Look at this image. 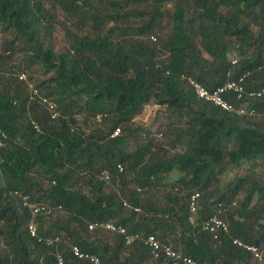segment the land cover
Returning a JSON list of instances; mask_svg holds the SVG:
<instances>
[{
	"label": "trees",
	"instance_id": "trees-1",
	"mask_svg": "<svg viewBox=\"0 0 264 264\" xmlns=\"http://www.w3.org/2000/svg\"><path fill=\"white\" fill-rule=\"evenodd\" d=\"M48 2L93 34L74 36L66 52L56 53L42 37ZM165 18L171 27L161 38ZM1 28L28 48L31 65L43 68L47 76L32 85L58 103L60 116L52 118L30 83L0 62V130L7 135L0 137V264H59V255L62 264H92L76 258L71 244L108 264H172L154 260L138 241L126 245L120 234L100 239L101 231H88L95 221L171 240L200 264H258L234 241L264 248V182L250 173L221 188L217 172L264 158V95L246 99L256 115L232 114L200 100L184 77L214 90L250 72L246 86L263 90L264 0H0ZM151 102L164 106L169 119L156 134L167 132L173 147L181 146L172 157L151 140L128 151L139 130L133 122ZM116 128L121 132L112 137ZM104 170L124 196L105 193ZM174 170L179 176L160 207L153 198L163 174ZM130 173L141 191L126 193ZM16 192L56 208L54 221L46 215L35 221L40 235L61 238L57 246L31 237L33 215ZM194 193L203 203L192 222ZM124 198L142 211L125 208ZM221 205L229 230L215 239L202 224Z\"/></svg>",
	"mask_w": 264,
	"mask_h": 264
},
{
	"label": "built area",
	"instance_id": "built-area-1",
	"mask_svg": "<svg viewBox=\"0 0 264 264\" xmlns=\"http://www.w3.org/2000/svg\"><path fill=\"white\" fill-rule=\"evenodd\" d=\"M150 39L154 42L157 41V37L155 35H152ZM236 63L237 60L234 59L232 61V64H236ZM249 76H250V72H247V73H243L238 78H228L224 84H222L221 86L217 87L214 90L207 89L204 85H202L199 81H197L192 77H184V78L187 80L188 85L193 89L196 96L200 100H203L207 103H211L212 105L219 107L222 110L232 114H237L241 116H254L256 115V112L254 111V109L250 108L249 101H247L246 99H250V98L252 99L263 96L264 89L253 90L248 88L246 86V80ZM19 79L21 81L28 82L25 73H20ZM30 88L34 96L40 98L41 102L50 112L52 118L54 119L58 118L60 116L58 103L50 97L41 96L40 93L34 88L32 84H30ZM152 105L161 106L159 104H155L151 102L148 103L144 107V109L148 111L150 107H152ZM97 118L100 119L101 117L98 116ZM31 123L33 128L36 131L40 132L41 130L40 125L35 120H32ZM120 132H121L120 129L116 128L112 134V137L118 136ZM159 136L162 137L163 134L159 133ZM0 137L5 139L7 138V135L2 130H0ZM2 161L3 160L0 156V172H1ZM118 170L120 173H122L124 171L123 166L118 165ZM100 178L106 183L110 182L109 171L104 170L101 173ZM137 190L141 191L140 188H138ZM15 194L22 199L24 205L29 207L32 212L33 219L30 221L28 225V230L31 237L36 238L39 242L45 243L48 246H57L61 242V238L59 236H53V235L48 237L40 235L38 225L35 221V218L38 215H46L47 217L53 215L56 208L44 202L31 203L28 196L22 195L18 192H16ZM200 197H201L200 193H194L191 195L189 200V208L191 212L190 220L192 222L195 221V215L199 209ZM122 201L125 208L133 209L136 212L142 211L141 207L131 205V203L127 199H123ZM235 205L236 203H232V206ZM220 207L221 209H219L218 213H215L210 217H208L202 224V228L205 231L210 232L215 239L218 238L221 232H228L229 230V225L222 216V213L224 212L225 208H223L222 205ZM58 208L60 209L61 207L59 206ZM87 227L90 233H94L96 231H102L112 234H120L124 237L125 243L128 246H131L138 241L139 243L145 245L150 249L152 258L154 260H160L162 257H164L169 259L172 262V264H200L194 261L192 257L185 255L180 249H177L171 240L161 241L153 234L148 236H144L142 234H137V233L131 234L128 232L126 227L122 225H118L113 221L90 222L88 223ZM234 244L251 252V254L254 257V260L258 262L263 261V254L261 253L258 247L254 245H246L238 239L234 241ZM69 248L71 253L78 259L87 260L92 264H108L101 261V259L97 255L83 251L76 244H71ZM62 263H63V258L61 255H59V264Z\"/></svg>",
	"mask_w": 264,
	"mask_h": 264
},
{
	"label": "rangeland",
	"instance_id": "rangeland-1",
	"mask_svg": "<svg viewBox=\"0 0 264 264\" xmlns=\"http://www.w3.org/2000/svg\"><path fill=\"white\" fill-rule=\"evenodd\" d=\"M46 10L49 15L48 20L43 19L42 22L44 25V28L42 30V37L46 42L52 43V47L56 53L66 52L71 45L70 43L74 36H81L88 33L93 34L91 26L89 24H85L82 26L77 24L75 20L66 17L63 11L54 4L50 2L46 3ZM161 26L162 29L158 32V34L161 38H163L165 34L168 33L171 27L169 18L163 19ZM47 27H49L50 30H48ZM252 29L256 31L255 26H253ZM10 47L13 50L5 52V49H10ZM4 53L6 55H11V58L6 61L0 59V62L3 64L5 70L8 72H15L16 74L24 72L27 76L28 83L36 85L47 76L45 75L43 68H41L39 64L31 65L29 61H27V54L29 53L28 48L21 42H19V40L15 38L14 34L11 31H5L1 28L0 56ZM166 115V108L164 106L152 105V107H150L148 111L143 109L142 113L138 115L133 122V128H137L139 130L136 132L137 138L133 137L130 140L128 144V151H134L139 141L143 140L145 142L151 140L153 145H162L164 147L162 153H164L165 151L167 153V157H172L177 153V151H180L181 146H178L177 149L174 148V144H172L170 138H168L167 132L166 135L162 137H160L159 134H156L158 128L160 130L162 129V131L164 132V126L169 122L168 116ZM81 122H83V120ZM93 124L99 127L101 124V118H97L95 121H93ZM89 128L90 127L86 126L87 131H89ZM250 173L259 181L264 182V158L259 159L256 162H245L238 167H223L222 172H217V181L221 188H225L230 183L235 181V179L245 177ZM163 175L164 176L162 184L156 191L155 197L153 198L155 203L160 207H163L165 204H167L166 195L173 186V180H176L177 176H179V172L177 170H174L172 172L168 171ZM135 179L136 177L134 174L130 173L128 175V178L126 179V193L138 189V185ZM104 189L105 193L117 192L121 196H124L122 193V186L119 183L105 182ZM241 198L243 197H239L238 200L240 201ZM238 200L236 201L238 202ZM237 202L236 206L233 207L238 206ZM202 203L203 201L200 200V207H202ZM56 215L54 214L47 217V220L54 221L56 219ZM223 218L226 220L225 217ZM226 222L228 223L227 220ZM112 236L113 234L102 231L97 233V237L102 240L104 239V241L106 242L112 239ZM94 237L95 236H93L92 238ZM171 237L174 238L173 236ZM260 251L263 254V261H257V263L264 264V248Z\"/></svg>",
	"mask_w": 264,
	"mask_h": 264
}]
</instances>
